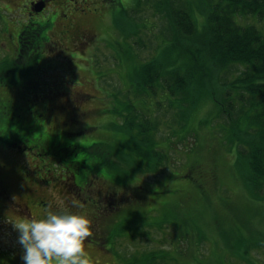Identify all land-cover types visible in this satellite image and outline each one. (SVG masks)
<instances>
[{
    "label": "rangeland",
    "instance_id": "1",
    "mask_svg": "<svg viewBox=\"0 0 264 264\" xmlns=\"http://www.w3.org/2000/svg\"><path fill=\"white\" fill-rule=\"evenodd\" d=\"M23 1H18L16 5L11 0H0V74L5 75L2 86L7 90L5 94L10 99L9 102L16 100V93L18 97L14 106L4 109L0 107V115L6 117L0 120V128L3 131L9 129L6 126L7 116H10L9 120L15 113L23 117L43 106L45 97L40 101H29L32 87L43 86V95L68 87V90L62 92V99L66 100V92L81 96L78 108L86 110L89 116L74 124L83 126L94 123L89 132L85 130L83 134L73 135L69 137L72 139L69 142L97 143L99 150L97 153L81 149L76 153L68 150L51 154L39 146L30 147L27 143H19L16 138L11 140L12 150L0 149V173L4 171L2 164L9 162L10 169L5 173V184L7 187L12 186L9 197H13L0 196V264H24L21 258L23 248L18 242L19 233L10 222L29 217L30 212L41 217L44 210L37 206L38 202L48 203L54 211L58 210L61 201L73 211L75 208L71 207L72 200L85 201V204L89 203L101 212L111 210L102 203L107 201L105 197L100 199L97 194V190L102 188V184H99L104 183L103 178H91L78 192L74 189L79 188L73 186V194L68 193L64 182L54 179L71 174L73 160L89 158L91 162L98 161L108 153L113 162H118L119 170H138V157L133 150L124 148L113 138L125 139L127 136L119 126L122 121L119 120L117 111L125 110L124 93L129 92L133 99L131 93L135 88L132 78L126 75V70L133 66L134 59L128 60L123 55L126 34L119 32L121 15L114 17L122 9L118 4L119 0L90 1L91 6L101 8L96 16H86L84 21L91 29L92 36L98 37L89 41L90 43L74 41V49L71 48L75 53L53 46V41L58 37L50 32V40L45 48L47 55L38 65L30 62L27 52L24 53L21 64H18L19 60H14L17 63L11 62L14 33L20 30V19L25 21L30 17ZM124 1L127 3L125 8L137 6L136 0ZM104 2L110 8V20L108 17L106 20L107 9L102 7ZM5 6L8 7L3 9ZM193 6L198 22L206 24V14L195 3ZM61 9L55 7L56 12ZM140 11V16H137L141 20L127 19V12L124 14L127 30L137 31L135 38H141L145 44L142 48L136 44V48L141 49L136 51L149 59L156 55L157 45H160V53L166 49L167 42L161 37L167 35L168 32L164 29L168 23L161 15L154 14L151 4L143 5ZM251 19L248 18L247 22H251ZM106 23L109 26H104ZM73 54L77 56L74 57ZM42 65H52L55 68L38 73L35 70L32 73L35 66L41 69ZM22 67H26V70ZM58 67H62L63 71ZM242 67L234 64L221 70L207 68L202 83L198 77H194L189 88L175 96L178 100L176 106L169 104L163 92L157 97L160 100L159 107L155 106L153 100L138 103L139 108L151 114V119L158 121L156 137L162 146L160 150L168 153L170 161L163 164V170L157 175L147 170L148 172L139 174L137 179L131 178L136 185L134 189L118 190L121 199H115L117 203L112 207L116 212L103 213L107 220L101 219L98 223L99 226L102 225L104 232L100 235V231L95 230L96 226L92 225L93 236L85 241L89 264H125L135 254L138 259H151L152 254L158 250L168 255L166 259L172 260L167 262L157 259V264H264V204L250 195L244 166L236 159V148L224 137L223 128L228 124L229 118L220 109L226 87L231 89L232 96L238 93L225 83L234 79ZM39 75L40 78L34 80ZM10 78L18 80L14 84V90L10 89ZM22 101L26 103L17 105V102ZM236 104L241 105L238 99ZM104 109L106 113L103 112ZM17 124V121L13 122L14 126ZM71 127L77 128L74 125ZM71 127L64 131L73 130ZM16 129L18 128L15 127V131ZM25 129L28 141H34V131L28 127ZM162 140L169 143V147L161 144ZM14 150L16 151L13 152ZM120 150H124L123 158ZM68 181L75 185L70 179ZM148 184L154 186L148 187ZM24 190L29 194H24ZM28 197L29 208L26 206L29 203L25 201ZM85 204L83 203V209H79V214L88 209L89 206ZM111 220V232L107 233L105 226Z\"/></svg>",
    "mask_w": 264,
    "mask_h": 264
},
{
    "label": "trees",
    "instance_id": "2",
    "mask_svg": "<svg viewBox=\"0 0 264 264\" xmlns=\"http://www.w3.org/2000/svg\"><path fill=\"white\" fill-rule=\"evenodd\" d=\"M124 2V0H119L118 4L122 6V9L114 17L116 15L120 17L121 15L122 24L119 25L121 29L119 32L126 34V46L123 49V55L128 60L134 59L133 66L126 70V75L128 78H132L135 88L133 87V93H131L133 99L132 96H129V92L124 93L126 97L125 110L117 111L119 120L122 121L119 126L122 131L127 133V136L125 139H116L115 136H112L124 148L133 150L138 157L137 166L139 171L137 169L132 171L119 170L118 162H113L108 153H105L98 161L91 162L89 158L73 160L72 173L54 179L57 182H64L63 185L70 194H73V186L79 188L74 189L75 192H78L85 187V184L91 178L95 179L96 176H99L104 179V183H102L104 190L102 188L97 190V194L100 199L103 196L105 197L107 201H102V203L105 204L104 207H109L112 211L103 210L101 212L95 210L93 205L85 204V201L81 200L82 204L89 206L81 213L92 221V225L96 226L95 230L100 231L101 235L104 228H102V225L99 226L98 223L101 219L107 220L103 213L116 212L112 207L117 203L115 199H121L118 190L130 189L131 187L134 189L136 185L131 178L135 177L137 179L139 174L147 170L157 175L159 171L163 170V164L170 161L168 153L165 154L160 150L162 146L159 145L160 141L156 137L158 121L151 119V114L143 108H139L138 103L153 100L155 106L159 107L160 100L157 97L160 92H163L166 94L169 104L176 106L175 103L178 100L175 96L182 91H186L194 77H198V80L202 83L207 68L221 70L237 64L242 65V69L238 71L234 79L226 82L225 85H231L238 93L232 96L231 89L226 87L224 89L223 104L220 108L221 113H225L229 118L228 124L223 128L224 137L236 148V159L244 166L243 169L246 173L251 197L257 198L260 203L264 204V0H136L135 5L137 6L131 8H125L127 3ZM194 3L195 6L201 9V12L206 14V24H200L196 19L192 9ZM147 4L154 7V14L161 15L168 23V26L164 29L168 32L167 35L161 34L164 35L161 38L167 42L166 49L160 53V45H157L156 55L149 59L140 56L136 51V49L141 50L136 48V44L141 48L145 44H143L141 38H135L138 35L137 31L129 32L127 30V21L124 14V12H127V19L141 20L142 18L139 17L140 10L143 5ZM7 7L5 6L3 9ZM102 7L107 9L106 20L108 18L110 20L108 16L110 8L105 2ZM55 17L56 14L49 13L40 19L30 18L27 20L28 22L20 25L19 32L21 34L31 33L30 39L35 46L31 48V53L27 52V55L30 62H35V65L42 62L47 55L45 48L50 40V32L54 28ZM248 18H252V21L247 22ZM104 26H109V24L106 23ZM90 35L88 39H74L73 42L84 41L83 43H90L89 41H94L98 37V35L92 36V33ZM77 51H80V49ZM25 52L19 58L18 64L23 62L22 58ZM32 55L33 58H31ZM74 55L77 56L76 54L72 56ZM9 65L11 64L9 63ZM47 66L43 67L42 65L41 69H39V66H35L32 73L35 70H37L35 73L45 69L51 70L52 65L51 67ZM53 68L55 67L53 66ZM61 68L58 67L62 70ZM133 68L135 69L132 72ZM23 70H26V67ZM3 76L5 75L0 74V107L4 109L8 106L11 107L18 100V97L16 93V100L9 102L10 99L5 94L7 90L5 86H2L5 83ZM10 80L12 81L10 82V89L14 90V84L18 83V80L14 81V78H10ZM68 89V87H65L52 91L50 95H43V86L32 87L29 101H40L45 97L43 106L36 112L32 111L23 117L21 114L15 113L9 120L10 116H7L8 125L6 126L9 129L3 131L0 128V149L12 150L11 140L16 138L19 143H27L30 147L39 146L46 151H50L51 154L63 153L68 150H74L76 153L77 150L81 149L97 153L99 150L97 143L75 144L69 142L72 141L69 137L83 134L85 130L89 132L94 123L83 126L74 124L89 116L86 110L78 108L81 96H76L74 92H66V100L62 99V92ZM236 99L239 100L241 105L236 104ZM134 100L138 101L135 102ZM17 103V105H21L26 102ZM103 112L106 113V110L104 109ZM3 118L6 117L0 115V120ZM14 121L18 123L15 126L13 125ZM72 125L77 128L73 129ZM15 127L18 128L16 131ZM26 127L34 131L36 136L34 141H28L27 136H25ZM67 127H71L73 130L65 132L64 129ZM161 144L167 145V147L170 145L163 140ZM15 149L17 148L15 147ZM18 153L21 154L20 151ZM119 153L123 158L124 150H120ZM5 179L7 178L4 169L0 173V182L4 181L5 183ZM68 179L75 185L69 184ZM14 185H16V182H14ZM148 185V187L154 186L152 184ZM11 187L10 185L9 188ZM170 187L172 188V186ZM92 193L96 197L94 191ZM24 194L29 193L24 190ZM73 212L79 213V209L75 208ZM112 222L113 220L105 226L107 233L111 232ZM166 256L168 255H164L160 250L154 252L151 259H138V255L135 254L129 257L128 259L131 260L126 261L125 264H157V259L167 262L172 260L166 259ZM244 256L242 255V257Z\"/></svg>",
    "mask_w": 264,
    "mask_h": 264
},
{
    "label": "clouds",
    "instance_id": "3",
    "mask_svg": "<svg viewBox=\"0 0 264 264\" xmlns=\"http://www.w3.org/2000/svg\"><path fill=\"white\" fill-rule=\"evenodd\" d=\"M72 208L83 209L78 200ZM19 233L24 264H89L85 241L93 236L92 221L64 206L48 209L41 217H21L10 222Z\"/></svg>",
    "mask_w": 264,
    "mask_h": 264
},
{
    "label": "flooded vegetation",
    "instance_id": "4",
    "mask_svg": "<svg viewBox=\"0 0 264 264\" xmlns=\"http://www.w3.org/2000/svg\"><path fill=\"white\" fill-rule=\"evenodd\" d=\"M11 1L14 4H17L19 0H11ZM25 1H27L26 7L28 8V12L30 13L31 18L40 19L48 15L49 13L56 14L55 17L56 21L54 24V28L56 27L55 28L56 30L53 28L52 33L56 35L58 39L53 41V46L57 45V47H61L62 49L66 48L67 50L72 51V53L74 52L72 49L74 39H82V38L88 39V37L91 36L90 34L92 33V31L85 25L84 18L86 16L88 17L91 14L97 15L99 13L98 8L95 6H91L89 0H25ZM37 1L44 4V8L39 12H34L31 9V5L33 2H37ZM55 7H59L62 9L56 12ZM88 7L89 9H87ZM37 15L41 17L38 18ZM57 19L59 20V22H57ZM61 23L63 24L62 26ZM58 25H60L59 28H57ZM30 35L31 33L25 35L24 33L21 34L19 31L14 33L15 39L13 41L14 52H13V57H11L12 61L19 60V58L22 57V53L24 51L29 53L31 48L35 46L34 42L30 39ZM31 58H33V55L31 56ZM2 166L5 169V173L8 172V169H10L9 162L3 163ZM102 189L104 190V186ZM10 191L12 190H10L9 186L7 187L4 181L0 182L1 198L12 197V196L9 197ZM29 198L30 197L25 199V201L28 202L29 204H26V202H24L28 208L30 206V202L27 201L29 200ZM37 206H41L42 207L41 210H44L45 212L48 209L49 204L48 203L41 204L40 202H38ZM44 212H42V214H44Z\"/></svg>",
    "mask_w": 264,
    "mask_h": 264
},
{
    "label": "water",
    "instance_id": "5",
    "mask_svg": "<svg viewBox=\"0 0 264 264\" xmlns=\"http://www.w3.org/2000/svg\"><path fill=\"white\" fill-rule=\"evenodd\" d=\"M43 6L42 5H38L37 10H42Z\"/></svg>",
    "mask_w": 264,
    "mask_h": 264
}]
</instances>
